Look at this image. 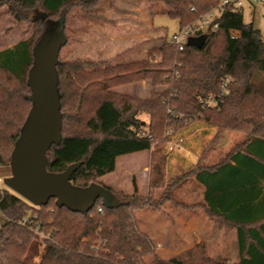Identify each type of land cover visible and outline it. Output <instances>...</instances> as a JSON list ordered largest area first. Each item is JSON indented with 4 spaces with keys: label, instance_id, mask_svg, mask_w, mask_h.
Segmentation results:
<instances>
[{
    "label": "trees",
    "instance_id": "obj_1",
    "mask_svg": "<svg viewBox=\"0 0 264 264\" xmlns=\"http://www.w3.org/2000/svg\"><path fill=\"white\" fill-rule=\"evenodd\" d=\"M97 1L0 0L18 21L28 20V11L36 12L35 33L0 50V166L10 164L33 104L27 80L35 47L47 28L41 14L66 22L70 7L92 9ZM160 1L167 6L168 16L179 20V29L220 2ZM215 21L217 28L210 26L198 36L205 35L202 45L188 43L181 49L165 35L163 47H153L141 62L87 71L88 62L59 58L63 138L48 151L47 169L62 172L79 163L72 185L86 189L100 184L117 203L109 207L99 199L83 214L58 207L55 199L36 206L8 189L0 190V264H264V35L245 22L243 9L234 5H228ZM141 80L166 88L153 89L145 98L113 90ZM174 96L176 116L167 108ZM142 114L149 117L148 124ZM194 121L215 127L216 136L226 129L248 135L220 163L209 168L197 163L190 171L206 186L204 205L209 212L237 228L238 260L233 263L211 256L193 262L188 252L159 254L154 238L140 228L136 213L143 205L137 203L148 198L137 189L125 195L100 181L116 169L119 156L150 150L149 193L162 189L168 183L166 144L184 139L178 130ZM167 127L174 128L173 136Z\"/></svg>",
    "mask_w": 264,
    "mask_h": 264
},
{
    "label": "rangeland",
    "instance_id": "obj_2",
    "mask_svg": "<svg viewBox=\"0 0 264 264\" xmlns=\"http://www.w3.org/2000/svg\"><path fill=\"white\" fill-rule=\"evenodd\" d=\"M254 5L248 4L244 7V20L255 24L263 31L264 0ZM167 12V6L160 0H98L92 9L79 4L74 5L69 8L67 14L68 43L62 49L60 59L68 63L77 60L88 62L91 65L86 68L87 71L144 61L149 58L153 47H163L166 42L163 40L165 35L171 38L180 28L179 20L169 17ZM220 13L221 11H217L218 15ZM35 15V10H30L28 20L18 21L10 12L8 5H0V50L34 34ZM153 15L154 21L151 19ZM165 88L164 84L153 87L148 80H141L117 85L113 90L145 98L153 89L162 91ZM167 104L168 112L176 116L174 110L178 107V99L175 96L169 98ZM140 118L148 124L147 115L142 114ZM191 124H202V121H194ZM168 129L169 135L173 136L174 128ZM179 132L178 130V134ZM217 132L218 130L214 129L203 139V147L199 152L201 158L198 162L199 167L215 166L214 161L224 160L230 152L241 147L248 137L246 132L235 129H226L219 136H216ZM223 137L226 139L225 142ZM174 142H180L183 146L185 144L184 139L168 141L166 144L168 157L177 154L176 152L188 156L185 148L181 151H170L169 146ZM219 143L221 144L217 145ZM151 160L150 150L121 155L117 158L116 169L101 177L100 181L102 184L115 185L124 191L125 195H132L137 189L141 195L148 198L144 203H137L143 205L136 213L140 228L154 238L159 254L168 257L188 252L193 262L201 261L204 256L228 263L236 262L238 242L235 226L211 214L204 204H165L164 200L161 201L167 192H171L175 202L180 200L179 190L182 181L191 175L192 169H180V172L170 178L162 189H154L149 193L147 183L149 189ZM186 172L188 174L185 175ZM11 175L10 164L0 166V190L8 189L15 193L5 183ZM98 204L99 201L96 205ZM191 220L195 223L192 226L196 228L187 231L188 225L185 222ZM1 221L0 217V223Z\"/></svg>",
    "mask_w": 264,
    "mask_h": 264
},
{
    "label": "water",
    "instance_id": "obj_3",
    "mask_svg": "<svg viewBox=\"0 0 264 264\" xmlns=\"http://www.w3.org/2000/svg\"><path fill=\"white\" fill-rule=\"evenodd\" d=\"M41 17L46 20L47 28L35 47L34 64L27 80L33 104L11 155L12 175L5 183L36 206L55 199L60 208L87 214L99 199H104L102 202L111 207L117 200L104 186L93 184L81 189L72 185L70 179L79 163L69 165L62 172L47 169L48 151L53 145H60L63 138L57 65L68 36L64 18L52 21L45 13ZM204 39L205 35L192 38L189 44L200 46Z\"/></svg>",
    "mask_w": 264,
    "mask_h": 264
},
{
    "label": "crops",
    "instance_id": "obj_4",
    "mask_svg": "<svg viewBox=\"0 0 264 264\" xmlns=\"http://www.w3.org/2000/svg\"><path fill=\"white\" fill-rule=\"evenodd\" d=\"M260 2H262V0ZM260 2H258V3H260ZM248 4H252V3H248ZM254 4H256V3H253L252 5H254ZM254 8H255V5H254ZM151 19L154 21V15ZM253 26L255 28H257V26L255 24H253ZM262 33L264 35V30L262 31ZM183 129L180 131V134L184 136L183 137L185 140L184 148L186 149L188 156H187V154H183L182 152H176L177 154L171 155L170 158L168 157L170 160L167 161V164H166L167 182L169 181L170 178L172 179L173 177H175V175L180 172L179 171L180 169L187 170V168L188 169L194 168V166L201 159L199 157V152H201V148L203 147V144H202L203 139L208 134H210L211 131H213L216 128L210 124L202 123V124H196V125L190 124L189 126L183 128ZM223 136H225V133H223ZM222 139L224 142L226 141V139L224 137ZM220 144L221 143H219L217 145H220ZM151 158H152V156H151ZM221 161H223V160H221ZM220 162L214 161L215 164H218ZM145 168H146V166L144 167V169ZM207 168H209V167H207ZM144 172H145V170H144ZM144 176H146V173H144ZM183 180L184 181H182V185H181V188L179 190V196H180L179 201L175 202L174 198L170 195L169 196L166 195L163 199H161V201L163 202V200H164L163 203H165V204H206L205 198H204V193H205V189H206L205 184L199 182L194 175H189V176L185 177ZM104 185L109 186L115 190L122 191V190L118 189L113 184H104ZM148 190L149 189H148V183H147V191ZM160 191H162V190H160ZM122 192H124V191H122ZM139 193H140V191H139ZM140 194H142V193H140ZM161 201L159 202V204H161ZM185 223H186V225H188V227L186 229L187 231H189L190 229L196 228V227L192 226V225H195L193 220H191L189 222H185ZM184 233H186V232H184ZM169 237H166V238L170 239Z\"/></svg>",
    "mask_w": 264,
    "mask_h": 264
},
{
    "label": "built area",
    "instance_id": "obj_5",
    "mask_svg": "<svg viewBox=\"0 0 264 264\" xmlns=\"http://www.w3.org/2000/svg\"><path fill=\"white\" fill-rule=\"evenodd\" d=\"M260 1L261 0H220L216 8L211 10L208 14L201 16L196 22H193L175 32L172 35L170 41L183 49L184 46L189 43L190 39L196 38L199 35L205 33L210 26H212L213 28H217L218 23L215 20L221 15V13L228 5H234L236 7L244 9V7L248 3L253 4ZM217 11H221L220 15L217 14ZM169 150L181 151L184 150V146L180 142H174L172 143V146H169ZM97 244L99 245L100 242H98Z\"/></svg>",
    "mask_w": 264,
    "mask_h": 264
}]
</instances>
